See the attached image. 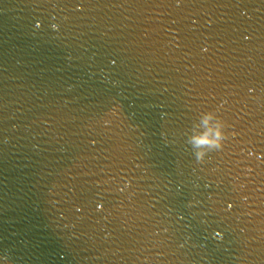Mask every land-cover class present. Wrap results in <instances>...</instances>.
Masks as SVG:
<instances>
[{
  "label": "water",
  "instance_id": "obj_1",
  "mask_svg": "<svg viewBox=\"0 0 264 264\" xmlns=\"http://www.w3.org/2000/svg\"><path fill=\"white\" fill-rule=\"evenodd\" d=\"M0 264H264V0H0Z\"/></svg>",
  "mask_w": 264,
  "mask_h": 264
},
{
  "label": "clouds",
  "instance_id": "obj_2",
  "mask_svg": "<svg viewBox=\"0 0 264 264\" xmlns=\"http://www.w3.org/2000/svg\"><path fill=\"white\" fill-rule=\"evenodd\" d=\"M218 111L219 109L200 113L187 134L186 143L191 147L198 164H203L209 153L221 151L229 136L226 131L228 125L218 115Z\"/></svg>",
  "mask_w": 264,
  "mask_h": 264
}]
</instances>
